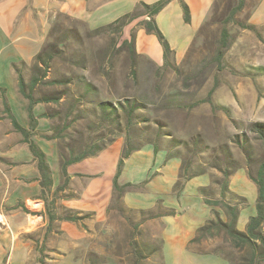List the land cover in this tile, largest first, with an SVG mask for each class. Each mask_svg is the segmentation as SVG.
I'll list each match as a JSON object with an SVG mask.
<instances>
[{
  "label": "crops",
  "instance_id": "1",
  "mask_svg": "<svg viewBox=\"0 0 264 264\" xmlns=\"http://www.w3.org/2000/svg\"><path fill=\"white\" fill-rule=\"evenodd\" d=\"M156 1L0 0V264H121L110 251L104 234L124 140L118 138L96 155L67 167L69 182L58 193L50 219L40 198V175L28 141L44 152L53 191L62 178L57 140L46 139L51 135L48 110L52 103L37 102L29 111L18 90V74L28 83L33 66H41L34 58L43 50L56 18L76 21L87 30H95L131 14L137 18L123 32L127 27L142 32L140 22L148 17L143 15L141 4ZM182 1L189 8V22L184 20L181 0H171L154 16L158 28L160 22L168 21L175 37L180 38L177 45H172L176 61L186 55L215 2ZM251 19L264 24V0L257 3ZM183 26L191 32L189 40L181 37ZM154 55L155 63L150 61L161 66L163 51ZM33 95L40 98L39 86ZM15 123L26 131V136ZM181 170L179 157L169 155L164 147L157 146L154 151V144H142L124 159L118 183L130 185L122 201L129 210L154 213L139 227L152 230L158 238L161 264H228L224 258L205 252L203 242L190 244L197 229L212 218V208L205 204L201 189H211L213 183L206 173L182 179ZM229 190L246 200L237 221V228L244 231L255 212L256 185L239 169L229 178ZM61 208L82 218L60 219ZM217 211L225 219L224 212L220 208Z\"/></svg>",
  "mask_w": 264,
  "mask_h": 264
},
{
  "label": "rangeland",
  "instance_id": "2",
  "mask_svg": "<svg viewBox=\"0 0 264 264\" xmlns=\"http://www.w3.org/2000/svg\"><path fill=\"white\" fill-rule=\"evenodd\" d=\"M259 1L245 0L242 10L229 20L230 9L239 0H215L186 55L179 61L174 57L176 68L153 64L154 54L161 53L163 48L156 35L145 29L141 32L127 27L123 32L122 38L133 39L136 51L142 55L132 62L125 51L110 50V32L88 36L87 29L78 22L56 18L45 45L53 41L62 51L50 62L48 78L44 80L64 77L70 83L40 86L39 90L41 95L66 90L48 110L51 124L64 131L65 139L60 144H84L96 136L99 144L121 138L124 146H141L153 139L156 131L160 133L159 147L178 155L189 175L206 173L213 180L221 178L217 168L225 167L224 151H228L235 172L243 169L255 176L264 159V145L254 126L264 124V70H256L264 68V24L251 19ZM159 25L172 49L180 38L175 37L168 21ZM248 25L256 26V31L245 27ZM223 28L229 36L222 60L217 63L215 55ZM180 29L181 37L189 40V28ZM72 30L79 32L80 38ZM83 82L91 84L97 94L81 100L80 94L86 87ZM102 99L115 105L126 99L140 101L143 109L138 112L149 121L134 122L128 134L114 133L112 126L104 127L99 122L96 102ZM238 139H245L246 151L235 142ZM212 188L215 193L209 197L215 198L219 185L213 184ZM139 217L134 213L133 220L137 222ZM107 225L104 237L121 264H129L125 254L131 237L147 255L146 264H161L160 243L152 230H133L115 210L109 213ZM222 241L221 235L210 238L203 241L202 248L208 250Z\"/></svg>",
  "mask_w": 264,
  "mask_h": 264
},
{
  "label": "trees",
  "instance_id": "3",
  "mask_svg": "<svg viewBox=\"0 0 264 264\" xmlns=\"http://www.w3.org/2000/svg\"><path fill=\"white\" fill-rule=\"evenodd\" d=\"M170 1L171 0H158L151 4H141L143 8V15L148 17V19L141 21L140 25L146 30V32L156 35L163 48L164 62L161 66H158L161 68H166L168 66L176 68L174 52L163 37V34L157 27V24L154 20V16L157 15ZM244 1L245 0H239L237 5L230 9V14L228 16L229 20H232L234 15L242 10ZM181 4L184 12V20L185 22H189V8L182 0ZM136 18V15L131 14L123 16L98 29L87 30V35L99 36L110 32V50L112 51L114 49H118L125 51L127 53V56L133 62L134 58L142 55L136 51L134 40L123 39L122 35L124 27ZM245 27L253 31H256L257 29L254 25H248ZM72 32L75 36H77V38H80L79 32H77L76 30H72ZM228 36L229 34L227 29L223 28L221 31L220 47L216 51L215 55V60L217 63H220L222 60L223 50L226 47ZM60 51L62 50L56 45L55 42H47L44 49L34 58V61L40 62L41 66H33V76L30 81L28 83H25L23 77L18 74V90L23 98L27 101L29 111L31 110L32 105L37 102L58 103L61 100L62 96L65 95V89H62L61 91L54 90L51 93L42 94L40 98H35L33 95L34 89L37 86H67L68 83H70V80L64 77L59 80H44V78L46 77V73L50 68V62L58 57V55L61 53ZM171 59L173 60L172 63ZM256 70H264V68L256 67ZM84 84L86 85V87L80 94L81 100L86 98L87 95L97 94L96 90L92 88L91 84L86 82ZM96 108L99 111V122L104 125V127H107L108 125L112 126L114 133L118 134H128L129 129L133 126L134 122H137V124H139L149 121L148 117H145L140 112H138L143 109V104L140 101L134 99H126V101L124 102H117L116 105L112 104L111 101L102 99L96 102ZM30 119H32L31 115ZM15 125L25 136L27 135L25 130L20 128L16 123ZM254 126L256 127V131L260 134V138L264 145V124L258 123ZM50 131L52 132V134L50 136H46V139H56L57 141H60L58 142L57 147L60 163V175L62 178V183L58 185L53 191H51V171L44 152L33 141H28V144L31 153L36 160L37 169L40 175V198L44 200L46 212L51 219L53 217L51 215V210L55 208L58 193L60 191H63L64 188L67 187L69 182L67 167L96 155L113 141H115V139L108 140V142L105 144H99L97 142L98 140H96V136H94L84 144L81 143L78 145H74L68 143L62 145L60 143L65 139V136H63L62 134L64 132L62 128H56L53 124H51ZM142 132H144V130H142ZM159 134V132L155 131L154 138L145 141V143L154 144V151H157V146H159L157 143L159 142L158 139L160 138ZM235 142H237L241 146V148L246 151L248 146L246 144H243L245 143V139H238L235 140ZM138 147L139 146H124L121 157L118 161L117 171L114 176L112 200L110 202V205L108 206V215L111 211L115 210L119 214V216L126 219L132 225L133 230H137L139 224L155 216L151 211L129 210L125 207L122 201L123 193L126 187H128L130 184L120 185L118 183V177L123 167L124 159H126L129 154ZM224 152V155L227 157V163L225 167L218 166L217 168L222 177L214 180L212 179L213 184L219 185V199H213L209 197L212 193H215L213 188L201 189L202 194L206 197L204 198L205 204L212 208V218L207 220L202 226L197 229L196 235L190 241V244H201L203 241L221 235L223 241L217 246H211V248H209L205 252L224 258L228 262V264H264V159L259 164L255 176L248 174L249 178L256 185L257 198L254 214L249 217L245 230L240 231L237 228L238 215L240 208L246 206V200L229 190V178L233 173H235L236 168L231 164L232 161L230 153L228 151ZM169 155L179 157L176 154ZM196 175L200 174L189 175L188 170L185 169V166L182 162L180 178L188 179ZM179 183L180 182H178V184ZM50 195H52V199L48 201V197ZM217 208H220L224 212L225 219L221 218L220 213L217 211ZM61 210L62 213L59 216L60 219L68 221H78L82 218L70 210H66L64 208H61ZM134 213L140 216L137 222L133 220ZM142 250L143 249L140 248L138 242L134 240L133 237L129 238V251L125 254L129 264H146L145 260L148 257L147 255L143 254Z\"/></svg>",
  "mask_w": 264,
  "mask_h": 264
}]
</instances>
